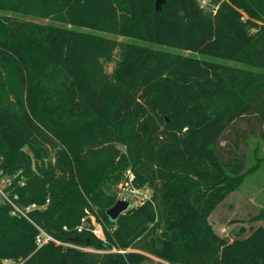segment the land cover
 Masks as SVG:
<instances>
[{"label":"trees","instance_id":"trees-1","mask_svg":"<svg viewBox=\"0 0 264 264\" xmlns=\"http://www.w3.org/2000/svg\"><path fill=\"white\" fill-rule=\"evenodd\" d=\"M155 1L0 0V179L54 237L96 250L39 247L0 202V264H264L263 224L229 238L209 220L264 160L242 148L264 140V0ZM129 169L152 196L112 220Z\"/></svg>","mask_w":264,"mask_h":264},{"label":"rangeland","instance_id":"rangeland-1","mask_svg":"<svg viewBox=\"0 0 264 264\" xmlns=\"http://www.w3.org/2000/svg\"><path fill=\"white\" fill-rule=\"evenodd\" d=\"M201 3L207 8L211 9L212 5H209V3H205L201 0ZM246 15V14H244ZM32 18V17H28ZM37 21L40 22H51L50 19H41L36 18ZM111 37H115L118 40H133L129 38H124L121 36H115L113 34H109ZM138 43L142 44H149L154 47H163L158 44H150L145 41L140 40H134ZM168 48V47H166ZM172 51H178V49L175 48H169ZM184 53L188 54L189 51H183ZM198 56L211 59L214 61H220V62H227L234 65L243 66L245 68H254L249 65L240 64L234 61H228L219 57L215 56H208L203 55L200 53H197ZM115 60L117 59V55L114 56ZM115 60L107 65L108 71H111L115 65ZM255 69V68H254ZM264 70V69H261ZM223 143H225L223 141ZM242 148L245 149L246 146L250 148H247L246 152V164L247 166L252 165L255 163L257 156L264 157V140L260 139L258 137H253L250 144L242 143ZM128 171V170H127ZM126 171V173H127ZM125 173V174H126ZM125 176V175H124ZM8 178L0 179V186L4 188L7 184ZM149 187V186H148ZM115 190H117V187H114ZM151 193V191H150ZM264 208V160L262 165L256 170L255 172H252L248 174L244 180V182L241 184V186L236 189L235 191L231 192L225 199L220 203L215 211L209 216V220L211 224L213 225L216 232L225 237H232V231L238 230L241 226H245L246 229L250 230V225H264V219L260 220H253L250 219L259 213ZM90 215L95 217L96 222L99 223L98 217L96 216L95 212L89 211ZM102 225V224H101ZM141 264H171L170 262L163 260L159 257H148L145 259Z\"/></svg>","mask_w":264,"mask_h":264},{"label":"built area","instance_id":"built-area-1","mask_svg":"<svg viewBox=\"0 0 264 264\" xmlns=\"http://www.w3.org/2000/svg\"><path fill=\"white\" fill-rule=\"evenodd\" d=\"M202 1L205 3L206 2L208 3L207 0H202ZM135 180H136L135 172L132 171L131 169H129L127 171V173L125 174L124 179L119 183L118 189H117L118 194H119V198L129 200L132 207L138 206L139 204L150 199L152 196V189L150 187H148V186H143V187L137 186L135 184ZM9 182H10V180L8 178L7 184H9ZM6 186L4 188H2L0 186V202H5V203L10 204L11 205V213H13L15 215L23 216L33 223V225L38 230L37 235H36V243L39 247L43 246L49 242H54L56 244H62L65 246H72V247L79 248V249L96 251L95 249L90 248V247H82V246L76 245L74 243L63 242V241L57 239L56 237H54L52 234H50L47 230H45L41 225H39L37 222H35L31 218L30 211L32 209L36 208L37 206L35 204L32 206L26 207V208L21 206L9 195L8 191L6 190ZM150 191H151V193H150ZM91 219H92V223L94 225L92 228V232L97 237L104 239L105 236H104V231H103L102 225L100 223H97L95 220L96 218L93 217L92 215H91ZM64 228L67 229V226H65ZM83 228H84L83 224L79 225L78 231H82ZM97 251L102 252L103 250H97ZM110 251H116V252L124 253L128 250L119 249V248L114 247ZM2 264H19V263L14 261L11 258H5L2 262Z\"/></svg>","mask_w":264,"mask_h":264},{"label":"water","instance_id":"water-1","mask_svg":"<svg viewBox=\"0 0 264 264\" xmlns=\"http://www.w3.org/2000/svg\"><path fill=\"white\" fill-rule=\"evenodd\" d=\"M166 0H156L155 7L157 11L162 9L163 4ZM132 208L131 203L127 199L119 198L116 203L107 210V215L112 219L116 220L121 214Z\"/></svg>","mask_w":264,"mask_h":264},{"label":"crops","instance_id":"crops-1","mask_svg":"<svg viewBox=\"0 0 264 264\" xmlns=\"http://www.w3.org/2000/svg\"><path fill=\"white\" fill-rule=\"evenodd\" d=\"M149 256L155 257V256H153V255H149Z\"/></svg>","mask_w":264,"mask_h":264}]
</instances>
